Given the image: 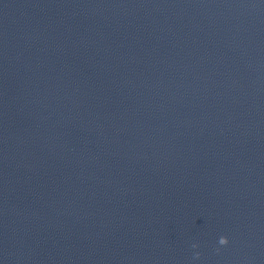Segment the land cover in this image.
Masks as SVG:
<instances>
[{
  "label": "clouds",
  "instance_id": "1",
  "mask_svg": "<svg viewBox=\"0 0 264 264\" xmlns=\"http://www.w3.org/2000/svg\"><path fill=\"white\" fill-rule=\"evenodd\" d=\"M219 244L220 245H227L228 244V238L226 237V236H221L220 238H219ZM193 247L195 248V247H198V245H193ZM196 257L198 258L199 257V253H196Z\"/></svg>",
  "mask_w": 264,
  "mask_h": 264
}]
</instances>
